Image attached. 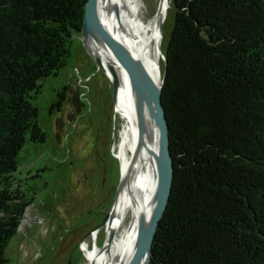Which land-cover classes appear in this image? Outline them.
<instances>
[{
    "label": "trees",
    "instance_id": "obj_1",
    "mask_svg": "<svg viewBox=\"0 0 264 264\" xmlns=\"http://www.w3.org/2000/svg\"><path fill=\"white\" fill-rule=\"evenodd\" d=\"M85 2L0 0V264L28 207L17 154L45 139L31 99L65 65ZM171 5L160 96L173 178L149 264H264V0Z\"/></svg>",
    "mask_w": 264,
    "mask_h": 264
},
{
    "label": "rangeland",
    "instance_id": "obj_2",
    "mask_svg": "<svg viewBox=\"0 0 264 264\" xmlns=\"http://www.w3.org/2000/svg\"><path fill=\"white\" fill-rule=\"evenodd\" d=\"M143 2L146 12L156 9L154 1ZM172 26L169 8L162 54ZM40 83L31 102L45 139H27L17 154L13 177L28 207L4 257L10 264H85L82 241L93 248L107 236V221L96 238L91 231L104 219L118 186L121 164L114 151L122 122L113 108L108 73L83 43L81 31L71 39L65 65ZM64 86L65 99L51 109Z\"/></svg>",
    "mask_w": 264,
    "mask_h": 264
},
{
    "label": "bare ground",
    "instance_id": "obj_3",
    "mask_svg": "<svg viewBox=\"0 0 264 264\" xmlns=\"http://www.w3.org/2000/svg\"><path fill=\"white\" fill-rule=\"evenodd\" d=\"M151 1L156 3V9L147 12L143 0H98V7L102 18L119 35L135 60L149 72L154 86L159 88L162 81L160 24L168 17L170 0ZM84 38L88 50L107 73L109 58L117 66L113 108L120 116L122 126L114 152L121 164L122 199L109 213L104 244L87 248L85 240L81 246L85 251V264H132L140 246V219L152 215L162 185L160 136L155 111L148 100L145 120L143 125L140 124L137 83L92 25L85 26ZM105 223L91 231L93 238Z\"/></svg>",
    "mask_w": 264,
    "mask_h": 264
},
{
    "label": "water",
    "instance_id": "obj_4",
    "mask_svg": "<svg viewBox=\"0 0 264 264\" xmlns=\"http://www.w3.org/2000/svg\"><path fill=\"white\" fill-rule=\"evenodd\" d=\"M168 7L170 9H173V6L171 5V0L169 2ZM88 24L92 25L97 30L101 38L111 47L117 58L125 66L127 73L130 75V77L133 78L137 83L139 97V120L141 125H143L145 120L146 106L148 100L152 102L154 107L156 122L160 136L162 185L152 215L150 216V218L142 216L140 219L138 228V240L140 242V246L132 262V264H149L152 242L157 230L158 222L162 217L166 205L168 203L173 178V161L169 151L168 125L160 96L161 87L163 85L165 77L166 56L163 52L162 81L160 87L156 88L150 78L149 72L135 60L130 50L128 49L126 44L121 40L119 35H117V33L111 28V26L102 18L99 12L98 0H86L84 5L83 27L81 33L83 43L85 45L86 41L84 38V29L85 26ZM160 25L162 28V22ZM108 61V78L112 86L114 97L117 86L118 71L114 60L109 58ZM121 179L122 174L120 171L118 186L114 193L112 202L109 208L106 210L104 219L96 227L102 226L107 221L109 213L115 208H117L120 204L122 199V189L120 186Z\"/></svg>",
    "mask_w": 264,
    "mask_h": 264
}]
</instances>
